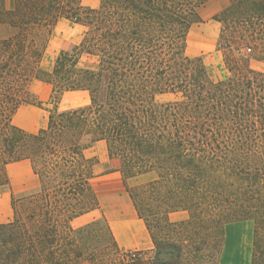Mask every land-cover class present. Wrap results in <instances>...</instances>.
<instances>
[{
    "label": "trees",
    "instance_id": "trees-1",
    "mask_svg": "<svg viewBox=\"0 0 264 264\" xmlns=\"http://www.w3.org/2000/svg\"><path fill=\"white\" fill-rule=\"evenodd\" d=\"M9 1L0 0V186L9 184L6 165L23 159L39 186L11 195L12 215L0 222V264H147L118 246L105 219L71 224L100 207L97 159L86 155L100 140L157 246L151 264L176 260L177 245L164 238L178 225L196 235L243 220L254 222L258 264L264 70L251 61H264V0H226L213 16L228 70L219 80L202 55L187 53L189 31L209 0H100L95 7L83 0ZM62 19L85 31L47 68L42 60ZM36 79L51 85L52 105L46 126L29 132L13 116L25 103L43 106L29 89ZM76 90L87 91L89 101L60 109L63 93ZM180 210L188 219L171 221ZM101 224L109 234L103 261L88 242Z\"/></svg>",
    "mask_w": 264,
    "mask_h": 264
},
{
    "label": "rangeland",
    "instance_id": "rangeland-1",
    "mask_svg": "<svg viewBox=\"0 0 264 264\" xmlns=\"http://www.w3.org/2000/svg\"><path fill=\"white\" fill-rule=\"evenodd\" d=\"M83 2L86 5L95 7L99 4L100 0H83ZM9 4H11V0L9 1ZM226 4V0H209L204 3L199 8L201 21L193 24L188 34L187 53L190 56L202 55L211 77L215 80H219L228 74V70L224 63L223 51L217 49V39L221 23L213 19L215 13L219 12ZM2 28L3 27L0 26V35L5 33ZM84 31L85 27L83 25L73 23L66 19L60 20L52 30L46 52L42 60L43 66L47 68L51 67L60 50L71 47L79 42ZM251 65L256 69L264 70V61L252 59ZM29 89L32 93V98L43 103V108L47 109L52 105L51 85L49 83L36 79L31 82ZM171 97V95H158L157 100L164 101L170 99ZM88 101L89 95L87 92L66 91L61 96L59 107L60 109H66L86 104ZM23 105L33 104L25 103ZM103 152L105 153L104 148H102L99 144L94 145L89 150V154L92 155H101ZM105 156H107L106 153ZM104 166L105 169L114 172L106 176H102L101 174L96 175L93 183L97 190L117 192L124 189L122 175L116 169L118 162L116 160H110L109 162H106ZM140 180L141 179L132 180L131 183L135 184ZM11 188L12 186L10 183L0 186V209L2 206H6L10 214L12 213L10 204ZM188 215L187 211L180 210L172 213L170 219L173 221H186V219H188ZM10 217L11 216H9V218ZM188 229L190 230V228H187L184 225H178L175 227V234L171 235L170 238H164L167 242L165 244L175 243L177 245V258L172 264H212L213 259L216 260V264H219L224 244L225 226L221 232L215 228L209 227L208 231H201L200 234L196 235L188 233ZM95 230H97L96 233H92V235L89 236V246L95 249L96 257L103 261L104 258H101V255L105 254L104 256H106V252L103 251V246L108 240L109 234L103 224L98 226ZM261 247L262 253L257 252L258 264H264V238L261 240ZM156 251L157 246L153 242V248L151 250L145 252L136 251V253L140 256L142 261L147 264H151L155 259Z\"/></svg>",
    "mask_w": 264,
    "mask_h": 264
},
{
    "label": "crops",
    "instance_id": "crops-1",
    "mask_svg": "<svg viewBox=\"0 0 264 264\" xmlns=\"http://www.w3.org/2000/svg\"><path fill=\"white\" fill-rule=\"evenodd\" d=\"M47 111V109L34 104L21 105L13 116V122L29 132H36L41 127L46 126L49 114ZM96 144L104 148L107 154L105 141L100 140L94 145ZM92 147L86 150V155L89 157L96 156L95 175L106 176L113 173L114 171L105 169L104 166L106 162L110 161L108 154L107 156H105L104 152L101 155L89 154V150ZM5 171L12 186L11 195L32 192L39 186L38 177L34 173L29 159L10 162L6 165ZM97 192L99 194L100 207L74 218L71 221L73 228L83 227L94 221L105 219L115 241L122 250L143 252L151 250L153 248L151 234L145 221L137 214L133 200L126 191L125 186L124 189L117 192L99 190ZM11 215L12 213L8 212L7 207L2 206L0 209V222L8 221ZM170 220L173 221L172 219ZM224 230V244L219 264H253L255 248L254 222L252 220L230 222L225 225Z\"/></svg>",
    "mask_w": 264,
    "mask_h": 264
},
{
    "label": "built area",
    "instance_id": "built-area-1",
    "mask_svg": "<svg viewBox=\"0 0 264 264\" xmlns=\"http://www.w3.org/2000/svg\"><path fill=\"white\" fill-rule=\"evenodd\" d=\"M247 51H250V48H247ZM133 252V254H135L136 253V251H132Z\"/></svg>",
    "mask_w": 264,
    "mask_h": 264
}]
</instances>
